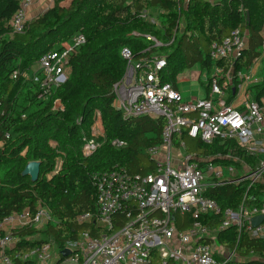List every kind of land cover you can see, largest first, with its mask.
Wrapping results in <instances>:
<instances>
[{
    "label": "trees",
    "instance_id": "1",
    "mask_svg": "<svg viewBox=\"0 0 264 264\" xmlns=\"http://www.w3.org/2000/svg\"><path fill=\"white\" fill-rule=\"evenodd\" d=\"M64 1L54 0L52 7L28 20L24 31L16 33L10 20L20 0H0V224L13 213L29 211L33 216L38 206L54 220L42 230L31 225L14 229L20 240L13 253L28 252L47 239H53L61 248L83 232L97 234L93 223L77 222L79 215L97 211L93 174L109 171L115 165L130 173L155 171L147 149L161 144L165 119H125L113 106L114 84L127 68L122 48L129 47L136 60L154 53L166 54L164 79L173 83L182 70L197 63L212 72L211 44L237 27L247 31V47L236 59L219 62L225 70L232 67L234 76L246 72L264 53V0H191L186 7L183 0H72L68 6ZM143 10L156 18V23L141 17ZM133 31L154 35L164 45L142 52L151 42L132 35ZM78 34L85 41L76 45L70 56L68 79L40 97L34 80L40 72L34 70L40 57L72 45ZM234 82L239 81L236 78ZM252 90L256 100L264 97V77ZM55 99L62 101L63 110L53 108ZM97 111L105 140L100 138L104 143L85 157L84 138L91 135ZM187 136L185 130L174 140L179 143ZM115 139L125 141L126 147H114ZM188 145L190 150L207 154L225 151L219 141L207 144L195 139ZM243 157L249 163L255 162L250 156ZM59 159L61 167L54 172ZM33 160L40 161L37 181L22 175ZM246 188L242 184L227 185L207 195L223 207H236ZM262 188L264 184L253 187L249 200L259 199ZM185 219L189 224L190 215L186 214ZM38 233L47 239H34ZM217 241L236 248L241 257H250L232 264H264V237L242 236L238 241V232L231 227L220 232Z\"/></svg>",
    "mask_w": 264,
    "mask_h": 264
},
{
    "label": "built area",
    "instance_id": "2",
    "mask_svg": "<svg viewBox=\"0 0 264 264\" xmlns=\"http://www.w3.org/2000/svg\"><path fill=\"white\" fill-rule=\"evenodd\" d=\"M38 1L42 0H20L10 20L14 32L24 31L30 20L28 11ZM190 1L183 0V6ZM141 17L152 23L157 21L146 10ZM131 34L151 42L142 52L164 45L154 35L137 31ZM84 41L85 37L78 34L72 45L50 50L40 57V72L34 77L40 97L66 82L70 56L75 46ZM247 41V31L237 27L221 41L211 44L209 58L214 66L206 74L212 97L188 101L183 100L173 82L164 79L166 54L154 53L136 60L129 47L122 48L127 68L114 84L113 106L125 119L143 116L165 119L161 144L147 149L155 162V171L130 173L115 165L109 171L93 174L97 211L79 215L77 222L93 223L98 233L83 232L61 248L53 239H47L28 252L13 253L20 240L14 229L29 225L38 229L54 220L42 206L37 207L33 216L29 211L11 214L0 224V263L232 264L240 261L236 248L218 243L217 236L233 227L238 232V241L242 236L264 237V217L258 225L252 224L255 216H264V188L259 199L248 198L253 187L264 184V97L248 98L242 108L226 104L222 97L235 79L247 81L251 76L241 72L234 76L232 67L225 70L219 62L236 59L247 47ZM53 108L63 110L62 101L55 99ZM93 124L91 135L84 138L82 146L85 157L93 155L105 140L100 123ZM185 130L190 138L203 143L219 141L225 151L215 154L185 151V142L176 144L174 140L175 135ZM112 145L123 148L127 144L115 139ZM175 148L182 153L176 154ZM243 154L254 158L253 166L246 165ZM233 162L247 170L239 174ZM61 164L59 159L54 172ZM235 184L247 187L236 207H223L207 195L215 188ZM186 214L191 217L189 224ZM65 249L70 255L63 256Z\"/></svg>",
    "mask_w": 264,
    "mask_h": 264
},
{
    "label": "crops",
    "instance_id": "3",
    "mask_svg": "<svg viewBox=\"0 0 264 264\" xmlns=\"http://www.w3.org/2000/svg\"><path fill=\"white\" fill-rule=\"evenodd\" d=\"M71 1L72 0H65L63 2V4L68 6L71 3ZM214 1L216 2V0H214ZM53 4L54 3H50L47 0H42L38 3H35L28 11V18L29 19L35 18L36 16L41 14L43 11H45L49 7H52ZM181 27H184V23L181 25ZM263 34H264V31H263ZM247 40H248V37H247ZM257 62H260V63H257ZM190 68L192 69V67H190ZM187 69H189V68H185L184 70H182L178 74V75H180L183 73L182 77L180 78V84H177V80H175V82H174L176 89L182 94L183 100L188 101V100H196V99H200V98L212 97L211 92H210V85H209L208 80H207L206 69L202 68V67L200 68L201 70H200V74H199V80L202 84V87H198L195 84V79L192 76L190 77L187 73H184V71ZM208 73H211V72H208ZM241 73L250 74V76H251L250 79L247 81H240L237 84H235V82H234L233 86H231L230 89L222 97L226 104H230L233 107H237V108H242L245 101L248 98L256 99L254 97V92L252 90V87L254 85L260 84L263 80V77H264V53L253 63V65L248 69V71L241 72ZM177 76H176V78H177ZM213 98L215 101L218 99L217 96H215V95L213 96ZM99 116H100V124L99 125L103 129V131H105L103 123H102V118H101L100 112H99ZM194 140L195 139L188 137L185 140L180 139L179 142H181V141L185 142V144L187 145V148L185 151L194 152V153H198V154H207V153L203 152L202 150H190L189 149L188 144L194 143ZM176 144H179V143H176ZM179 152L182 153L181 150H179L178 148H175V153L178 154ZM245 162H246V165H248V166L254 165V163H249L246 159H245ZM232 164H234L237 167L239 174H241L242 171L247 170V167L244 169L243 168L240 169L238 167L239 164L236 162H233ZM248 260H250V257L249 258H247V257H241L240 258V261H248Z\"/></svg>",
    "mask_w": 264,
    "mask_h": 264
},
{
    "label": "water",
    "instance_id": "4",
    "mask_svg": "<svg viewBox=\"0 0 264 264\" xmlns=\"http://www.w3.org/2000/svg\"><path fill=\"white\" fill-rule=\"evenodd\" d=\"M247 19H249V14L247 13ZM39 174H40V161H30L28 162V164L25 166L24 170L22 171V175H26V176H30L32 181H37V179L39 178ZM263 215H258L255 216L252 219V224L258 225L259 223L262 222L263 220ZM63 256H68L70 255V251L65 249L62 251Z\"/></svg>",
    "mask_w": 264,
    "mask_h": 264
},
{
    "label": "rangeland",
    "instance_id": "5",
    "mask_svg": "<svg viewBox=\"0 0 264 264\" xmlns=\"http://www.w3.org/2000/svg\"><path fill=\"white\" fill-rule=\"evenodd\" d=\"M39 2V1H38ZM38 2H36V3H38ZM257 63H260V62H257ZM39 67H38V65H36L35 67H34V70L35 69H38ZM201 68V66H200V63H197V64H195L193 67H192V69L191 68H189V69H187V70H185L184 71V73H187L190 77L192 76L194 79H195V84L198 86V87H202V84H201V82H200V80H199V74H200V69ZM183 74V73H182ZM182 74H180V75H178L177 76V78H176V80H177V84H180V78L182 77ZM243 99V98H242ZM94 122H96V123H100V116H99V111H97L96 113H95V116H94ZM94 125V124H93ZM2 145V142H0V146ZM22 221H24V220H22ZM39 230H42L43 229V227L41 228H38ZM34 239H36V240H40V239H47V238H45V236L43 235V233H38L36 236H34L33 237Z\"/></svg>",
    "mask_w": 264,
    "mask_h": 264
}]
</instances>
